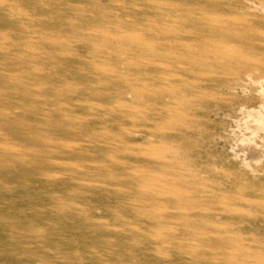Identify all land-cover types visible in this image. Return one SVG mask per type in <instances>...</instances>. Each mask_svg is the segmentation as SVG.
<instances>
[{
  "label": "rangeland",
  "instance_id": "1",
  "mask_svg": "<svg viewBox=\"0 0 264 264\" xmlns=\"http://www.w3.org/2000/svg\"><path fill=\"white\" fill-rule=\"evenodd\" d=\"M264 264V0H0V264Z\"/></svg>",
  "mask_w": 264,
  "mask_h": 264
},
{
  "label": "bare ground",
  "instance_id": "2",
  "mask_svg": "<svg viewBox=\"0 0 264 264\" xmlns=\"http://www.w3.org/2000/svg\"><path fill=\"white\" fill-rule=\"evenodd\" d=\"M229 263H230V261H229ZM233 263V262H232ZM232 263H230V264H232Z\"/></svg>",
  "mask_w": 264,
  "mask_h": 264
}]
</instances>
